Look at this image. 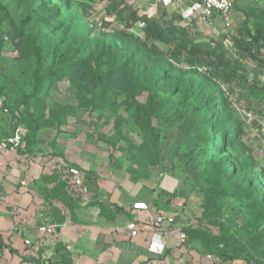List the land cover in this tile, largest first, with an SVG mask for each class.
<instances>
[{
    "label": "rangeland",
    "instance_id": "rangeland-1",
    "mask_svg": "<svg viewBox=\"0 0 264 264\" xmlns=\"http://www.w3.org/2000/svg\"><path fill=\"white\" fill-rule=\"evenodd\" d=\"M0 1L9 9L16 24L30 17L24 32L35 37L41 47L43 74L54 67L61 53L89 59L93 67L103 71L111 65L113 58L126 55L130 49L129 43L127 46L118 40L117 33L124 31V23L116 12L107 11L105 0ZM126 2L139 16L164 17L173 25L188 29L198 43H220L234 59L236 54L231 38L240 25L245 22L252 30L264 17V0H235L231 12L233 19L228 29L224 28L217 15L203 18L199 5L192 0ZM141 28L142 24L137 23L127 33L138 36ZM24 54L25 51L20 53L13 47L8 26L1 22L0 89L10 105L19 110L22 109L23 97L32 93L35 69V56ZM241 64L247 90L252 86L262 89L264 67H257L249 61H241ZM131 67L132 62L127 69ZM137 75H132L135 79H131V75L119 74L104 90L98 87L91 89L89 85L85 88L83 81L71 83L63 80L51 85L45 82L39 94L40 101L30 97L28 103L39 116L40 128L68 133L70 149L79 151L83 146L97 145L106 167L114 171L118 178H134L138 172L142 177L152 174L151 177L161 178L160 175H163L174 180L176 191L170 199L178 196L188 209L181 223L196 226L199 190L209 160L219 162L222 157H228L230 163H236L244 174H259L264 188V100L225 89L218 93L227 99L223 109L227 108L226 112L230 114L228 122L236 123V129L239 126V137L244 145L240 149L219 153L214 144L215 130L206 128L202 112L195 110L198 105L195 95L189 98L187 108L180 106L184 90L190 82L185 70L175 65L169 67L158 62H142ZM204 87L208 95L214 90L211 85ZM152 89L155 91L153 109L145 114L146 111L139 107L145 109ZM220 118L223 119V115ZM148 119L149 127L146 126ZM221 122L216 129L225 126L224 122L221 126ZM13 125L14 120L0 104V134H7ZM227 185L230 189L236 188L234 182ZM259 201L256 197L229 198L224 216L227 227L234 230L261 215ZM176 222L180 223L178 218ZM240 237L253 252L261 251L260 257L255 260L264 263V221L251 233H241ZM181 246L183 254L176 259L178 264H222L206 260L199 242L188 241Z\"/></svg>",
    "mask_w": 264,
    "mask_h": 264
},
{
    "label": "crops",
    "instance_id": "crops-1",
    "mask_svg": "<svg viewBox=\"0 0 264 264\" xmlns=\"http://www.w3.org/2000/svg\"><path fill=\"white\" fill-rule=\"evenodd\" d=\"M34 139L29 153L0 152V264H178L188 209L178 196L170 199L174 180L120 179L97 145L72 150L65 131L39 128ZM68 166L80 169L86 194L67 184ZM136 202L148 210L133 209ZM159 213L177 214L178 227L154 232ZM129 222L139 227L134 237ZM42 225H55L54 233L39 234ZM159 239L162 247L152 245Z\"/></svg>",
    "mask_w": 264,
    "mask_h": 264
},
{
    "label": "trees",
    "instance_id": "trees-1",
    "mask_svg": "<svg viewBox=\"0 0 264 264\" xmlns=\"http://www.w3.org/2000/svg\"><path fill=\"white\" fill-rule=\"evenodd\" d=\"M108 12H116L124 23V31L117 33L118 40L124 42L130 49L128 53L118 59L113 58L111 65L103 71L92 66L89 59L78 58L75 54L61 53L59 60L52 69L43 74L42 50L36 43L35 37L27 36L24 32L30 17L16 24L7 7L0 1V23L8 26L13 47L18 52L32 53L35 56V69L32 75L33 90L31 95H25L21 102L22 109L13 108L5 94L0 89L1 108L8 112L14 120L13 127L22 125V147L18 152L29 153L33 150L35 142L34 134L40 128L39 116L32 111L28 100L36 97L40 101L42 85H49L67 80L69 82L83 81L84 87L106 89L119 74H135L142 62H158L169 67L178 66L188 74L190 82L184 90L180 106L187 108L192 94L198 99L196 111L202 112V122L206 128L215 130L214 144L219 153L243 148L240 129H236V123H229L230 114L227 108L224 110L227 99L219 96V92L227 90L238 95L247 94L256 100H264V87L261 89L252 86L246 88V81L242 73L241 61H249L257 67H264V17L254 25L251 30L246 23H242L236 34L231 38L232 49L235 51V59L230 57L220 43H198L189 33L188 29L177 27L166 21L164 17H152L144 14L139 16L137 11L126 0H105ZM85 10V9H84ZM142 24L141 34L134 36L127 33L135 24ZM97 56L96 59L99 58ZM134 61H132V60ZM132 62V69H127ZM164 73V71H163ZM155 77V76H154ZM208 84V85H207ZM213 86L214 90L208 95L204 86ZM155 91L152 89L146 107L140 106V110L148 114L153 109ZM223 115V119L220 118ZM221 122V129H216ZM150 120L146 126L149 127ZM217 135V137H216ZM216 137V138H215ZM110 159H113L109 155ZM75 167V166H68ZM67 167V168H68ZM207 172L202 177L200 187L199 214L196 216V226L187 224L183 230L187 234L188 241L199 242L203 247V257L218 263H231L243 261L246 264H264L255 260L261 255V251H252L241 239L240 234H249L264 221V188L259 181V174H244L236 163L228 157H222L219 162L209 160ZM136 171V170H135ZM216 174H213V172ZM134 180L140 177L136 172ZM144 176V175H143ZM264 177V174H263ZM228 182H234L236 188L230 189ZM246 183L245 185H243ZM231 197L259 199L261 208L254 220L245 223L239 228L230 230L226 225L224 216L227 214L226 204ZM1 239V238H0ZM188 240V241H187ZM57 263V262H55ZM188 264V263H187Z\"/></svg>",
    "mask_w": 264,
    "mask_h": 264
},
{
    "label": "built area",
    "instance_id": "built-area-1",
    "mask_svg": "<svg viewBox=\"0 0 264 264\" xmlns=\"http://www.w3.org/2000/svg\"><path fill=\"white\" fill-rule=\"evenodd\" d=\"M194 4L199 5L200 14L203 18H210L213 15H217L224 28L228 29L232 23L231 12L235 6V0H192ZM22 147V127L17 125L11 129V131L0 137V152L1 151H13L16 152ZM66 182L70 187L76 188L81 194H86L88 189L84 184V177L79 168L77 167H68L66 169ZM132 208L140 211H147L148 206L146 203L136 202L133 203ZM177 214L168 216L161 213L157 214L151 221V227L154 232H159L162 230L172 229L173 227H178L176 223ZM181 216V215H180ZM56 226L55 225H42L39 226L37 231L41 235H51L54 233ZM126 228L130 232L132 237L136 236L139 227L135 222H129L126 225ZM179 241L185 243L187 236L183 230V226L179 229ZM154 246H163L164 241L159 239V242H151ZM25 244H29L28 241H25Z\"/></svg>",
    "mask_w": 264,
    "mask_h": 264
}]
</instances>
